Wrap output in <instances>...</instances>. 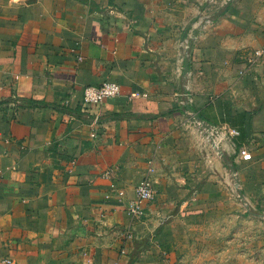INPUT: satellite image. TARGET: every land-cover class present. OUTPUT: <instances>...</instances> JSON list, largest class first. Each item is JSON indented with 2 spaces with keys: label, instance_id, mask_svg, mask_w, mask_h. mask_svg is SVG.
I'll return each mask as SVG.
<instances>
[{
  "label": "crops",
  "instance_id": "crops-1",
  "mask_svg": "<svg viewBox=\"0 0 264 264\" xmlns=\"http://www.w3.org/2000/svg\"><path fill=\"white\" fill-rule=\"evenodd\" d=\"M106 80L120 95L85 105ZM263 102L264 0H0V264H130L143 239L133 264H190L201 225L235 240L264 221Z\"/></svg>",
  "mask_w": 264,
  "mask_h": 264
},
{
  "label": "rangeland",
  "instance_id": "rangeland-1",
  "mask_svg": "<svg viewBox=\"0 0 264 264\" xmlns=\"http://www.w3.org/2000/svg\"><path fill=\"white\" fill-rule=\"evenodd\" d=\"M201 226L205 229L203 237H198V239L195 237L193 245L195 250L203 253V257L198 258L195 255L190 259V264H213L214 262L216 264H228L226 258H217L213 255L218 248H221V251L225 250L226 254L231 255L236 251L237 256L232 264H264V221H254L251 225H248V228L244 227L243 224L237 223L236 239L231 241L229 239L221 240L220 245H217L218 242L216 240L212 241L208 236V234L216 232V224ZM207 229H210V232ZM246 229L251 230V232L245 234ZM248 259L249 261L246 262ZM177 262H180V256L177 257Z\"/></svg>",
  "mask_w": 264,
  "mask_h": 264
},
{
  "label": "built area",
  "instance_id": "built-area-1",
  "mask_svg": "<svg viewBox=\"0 0 264 264\" xmlns=\"http://www.w3.org/2000/svg\"><path fill=\"white\" fill-rule=\"evenodd\" d=\"M121 93L119 83L106 80L98 86H87L84 90L85 105H99L105 100L117 97ZM188 104V103H187ZM232 135H238L239 131L230 130ZM240 156L244 160H251L252 154L246 146L240 148ZM157 191L149 179H143L136 188V198L129 205V211L136 219H142L145 216V204L155 199ZM11 263L10 260H6Z\"/></svg>",
  "mask_w": 264,
  "mask_h": 264
},
{
  "label": "trees",
  "instance_id": "trees-1",
  "mask_svg": "<svg viewBox=\"0 0 264 264\" xmlns=\"http://www.w3.org/2000/svg\"><path fill=\"white\" fill-rule=\"evenodd\" d=\"M25 101L31 106H49L50 105L46 102L35 101V100H30V99H26ZM263 106H264V102L261 104L260 108ZM56 108L64 109V110H66V112L73 113V111L71 109H68V108H62L59 106H56ZM77 115H79L78 111H77ZM117 116L118 115H116L115 117H117ZM149 246H150V240L149 239L136 240V251L132 256V260H131L130 264H133L138 259L139 255L144 253L149 248Z\"/></svg>",
  "mask_w": 264,
  "mask_h": 264
},
{
  "label": "water",
  "instance_id": "water-1",
  "mask_svg": "<svg viewBox=\"0 0 264 264\" xmlns=\"http://www.w3.org/2000/svg\"><path fill=\"white\" fill-rule=\"evenodd\" d=\"M186 69L188 70V63L186 64ZM187 109H188V112L197 120H199L201 123H204L203 120H201L200 116L194 112V110L192 109L190 103L187 104ZM251 119H252V113L249 112L246 114V130H247V135H248V138L251 139L252 138V126H251ZM216 145V144H215ZM216 148H218V145H216ZM219 149V148H218ZM220 153L222 154V156L225 157L224 153L219 149ZM226 158V157H225ZM231 170L232 172L234 173V176H235V179H236V185L238 187V190L240 192V196L242 197L243 199V194L240 190V180L238 179L237 177V173H236V168L234 165L231 164Z\"/></svg>",
  "mask_w": 264,
  "mask_h": 264
}]
</instances>
